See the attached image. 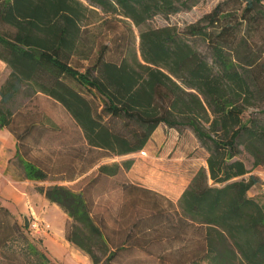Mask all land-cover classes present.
<instances>
[{
  "label": "trees",
  "instance_id": "trees-1",
  "mask_svg": "<svg viewBox=\"0 0 264 264\" xmlns=\"http://www.w3.org/2000/svg\"><path fill=\"white\" fill-rule=\"evenodd\" d=\"M87 1L100 8L119 7L140 28V59L123 38L114 48L103 47L94 60L80 54L85 8L77 0H0V61L9 71L0 86V104L10 103L24 87L47 96L72 120L74 142H84L88 152L104 153L101 157L143 151L161 124L189 129L207 157L182 192L177 217L155 192L126 182L131 160L100 166L79 190L34 186L66 215L65 239L91 264H100L95 247L106 254L103 264L135 250L168 264H264V207L248 196L260 182L252 171L264 166V117H244L248 109L264 106L262 0H225L181 32L144 24L194 2ZM197 40L205 43L209 57L195 48ZM259 112L263 115L264 108ZM10 117L9 110L0 108V129L16 138L12 164L19 171L21 163L19 178L44 182L49 173L20 157L22 137L12 129ZM29 132L30 127L22 136ZM243 151L252 158L249 169L239 159ZM86 170L69 173L65 181ZM119 176L123 182L118 184ZM113 194L120 201L98 211L94 197L108 203ZM111 208L114 225L103 217ZM190 229H204V234L181 257L186 251L179 242ZM0 259V264H57L1 205Z\"/></svg>",
  "mask_w": 264,
  "mask_h": 264
},
{
  "label": "rangeland",
  "instance_id": "rangeland-1",
  "mask_svg": "<svg viewBox=\"0 0 264 264\" xmlns=\"http://www.w3.org/2000/svg\"><path fill=\"white\" fill-rule=\"evenodd\" d=\"M85 8L84 17L80 23V36L78 51L89 59L94 60L103 47L114 48L119 40L125 39L131 53L139 56V31L134 23L121 15L119 7L112 8L106 4L105 8H100L90 4L87 0H77ZM188 1L189 4L194 2L190 8H182L178 13L164 17L155 15L147 20L144 24L145 28H162L167 26L175 27L179 32L190 24L197 22L205 14L209 13L217 4L225 0H181ZM264 5V0H262ZM193 45L206 57H209V51L206 49L204 42L197 40ZM84 66L90 65V62L82 60ZM3 82L8 76V69L2 66ZM2 82V84H3ZM1 86V85H0ZM3 111L9 110L12 117L11 126L16 135L22 137L20 139V157L28 160L49 173L44 182H27L29 189L33 190L34 186L48 187L51 185H61L65 187L75 188L79 190L86 184V179L81 180L75 186L65 183V178L69 173L78 172L84 168H88V161L102 160L104 153L96 150L88 152L87 145L80 140L75 141V127L72 120L65 111L52 99L41 93H33L28 87H24L10 103L0 104ZM259 109H248L245 118L251 114L255 117L263 118L264 114H260ZM205 128L206 124L203 125ZM30 132L26 136H22L27 128ZM16 141V138H14ZM74 142V143H73ZM243 150L242 147H240ZM144 156L140 152L125 155L114 156L115 161L131 160L133 162L130 171L127 173L135 182L145 184L146 186L160 189L166 194L173 197L182 194L189 185L191 179L200 168L205 167V159L207 157L206 150L200 146L199 142L186 127L169 128L161 124L151 138L149 146L144 148ZM113 158V157H111ZM247 168H251L252 158L244 151L239 157ZM17 163V162H16ZM18 164V163H17ZM19 171L17 176L21 177L22 167L18 164ZM71 168V169H70ZM264 169L263 167H260ZM119 182L122 183L123 178L119 176ZM126 182L130 183V179L126 178ZM106 185L104 184L103 187ZM107 186H111V182ZM96 195L95 189L91 190ZM116 193L118 189H116ZM108 203L106 198L99 200L94 197L97 203L98 211L103 212V208L110 203H118L120 195L113 194ZM57 212L45 213L36 211L35 214L25 216H15L18 224L22 227L23 232L37 246L43 249L46 254L57 264H75V261L67 258L64 263L61 258L65 259L63 252L58 250L59 257L52 252V244L49 242L48 234H58L63 224V214L60 210ZM113 209L103 213L105 223L114 225L112 220L114 217ZM36 222L38 229H29L30 223ZM27 223V225L25 224ZM204 234V229L188 230L182 233V240L179 245L186 251L181 257H187L191 249L195 248ZM95 253L100 258V264L104 263L105 252L98 247L94 248ZM1 260V259H0ZM66 260V259H65ZM112 264H168L157 261L155 255L145 254L144 251L135 250L131 254H125L117 257ZM171 264H177L175 262ZM187 264V263H186ZM189 264H194L189 262ZM196 264H207L206 261L200 260ZM239 264V262H236Z\"/></svg>",
  "mask_w": 264,
  "mask_h": 264
},
{
  "label": "crops",
  "instance_id": "crops-1",
  "mask_svg": "<svg viewBox=\"0 0 264 264\" xmlns=\"http://www.w3.org/2000/svg\"><path fill=\"white\" fill-rule=\"evenodd\" d=\"M2 66H5V64L0 61V85L4 80ZM156 130L152 134L151 138L155 134ZM151 138L144 148L149 146ZM15 155L16 141L14 140V137L6 129H0V205L7 208L14 216L18 215L22 216L23 218L29 214H35L36 211L50 213L57 212V209L60 210L55 204L49 203L42 195L35 192L34 189H29L27 183L28 181L22 180L21 178H19V176H17L16 166L12 164ZM111 157L103 158L101 161L96 159L94 163L88 166L86 172L80 174V176H75L71 180L65 181V183L68 185H75L82 179L96 173L97 169L102 165L120 163V161H115L114 156ZM124 174L126 178L130 179L131 184L155 192L157 196H160L162 198L164 205L173 206L175 217H177V214L179 212L177 203L181 194L173 197L171 194H166L160 189L152 188L146 186L145 184L133 181L127 172H125ZM252 174L257 176L260 182L249 190L248 196L255 199L260 205L264 207V169L258 167L252 171ZM61 213L63 214V224L60 231L58 232V234H48L49 242L52 244V252L56 257H59L58 250H61L63 252L62 254L64 258L66 259L65 260L61 258L64 263H67L66 257H69L70 259L75 261V264H91L89 257L85 253H83L81 250H79L72 243L65 239L64 224L67 217L62 211ZM170 214V220L172 222L173 209L171 208Z\"/></svg>",
  "mask_w": 264,
  "mask_h": 264
},
{
  "label": "built area",
  "instance_id": "built-area-1",
  "mask_svg": "<svg viewBox=\"0 0 264 264\" xmlns=\"http://www.w3.org/2000/svg\"><path fill=\"white\" fill-rule=\"evenodd\" d=\"M140 155L141 156H144L145 155V152L144 151H140ZM38 224L36 222H32L29 224L28 228L29 229H33V230H37L38 229Z\"/></svg>",
  "mask_w": 264,
  "mask_h": 264
},
{
  "label": "water",
  "instance_id": "water-1",
  "mask_svg": "<svg viewBox=\"0 0 264 264\" xmlns=\"http://www.w3.org/2000/svg\"><path fill=\"white\" fill-rule=\"evenodd\" d=\"M27 225V223H25Z\"/></svg>",
  "mask_w": 264,
  "mask_h": 264
}]
</instances>
